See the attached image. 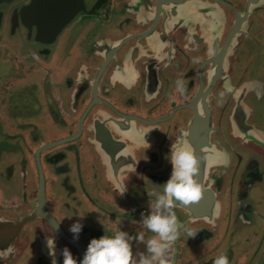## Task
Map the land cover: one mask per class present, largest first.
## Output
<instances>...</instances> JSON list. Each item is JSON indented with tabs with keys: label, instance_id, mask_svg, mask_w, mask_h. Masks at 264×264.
Returning a JSON list of instances; mask_svg holds the SVG:
<instances>
[{
	"label": "flooded vegetation",
	"instance_id": "1",
	"mask_svg": "<svg viewBox=\"0 0 264 264\" xmlns=\"http://www.w3.org/2000/svg\"><path fill=\"white\" fill-rule=\"evenodd\" d=\"M30 1L0 0V264H50L47 238L60 264L63 247L78 262L90 238L119 228L151 236L140 215L170 174L171 142L190 147L198 94L201 193L173 209L197 230L180 233L174 264H211L232 220H264V4L82 0L54 27Z\"/></svg>",
	"mask_w": 264,
	"mask_h": 264
},
{
	"label": "clouds",
	"instance_id": "2",
	"mask_svg": "<svg viewBox=\"0 0 264 264\" xmlns=\"http://www.w3.org/2000/svg\"><path fill=\"white\" fill-rule=\"evenodd\" d=\"M132 3L134 4L135 0H132ZM175 88L183 94L184 82L177 79ZM149 130L137 131V135L143 139L145 148L148 147L145 134ZM166 158L171 165L170 174L162 183V190L150 194L153 199L148 202V212L147 214L142 212L139 220L140 229H145L152 235L145 238L143 231L130 234L119 228L110 234L104 233L99 237L90 238L78 262L71 251L63 247L60 250L62 256L60 264H174V242L181 232L191 237L197 229L179 222L173 209L177 203L186 205L196 201L200 196L201 188L196 180L197 159L193 150L183 140L178 139L176 142H171ZM124 191L126 187L122 185L118 194ZM77 216L82 219L84 214ZM81 219L74 220L69 225L68 231L72 234L73 240L78 238L82 227ZM54 227L57 228L58 224ZM133 241L143 243V251L137 249L134 252ZM46 247L51 257L50 264H57L53 238L46 239ZM212 264H228L227 255L224 252L219 253L213 258Z\"/></svg>",
	"mask_w": 264,
	"mask_h": 264
},
{
	"label": "water",
	"instance_id": "3",
	"mask_svg": "<svg viewBox=\"0 0 264 264\" xmlns=\"http://www.w3.org/2000/svg\"><path fill=\"white\" fill-rule=\"evenodd\" d=\"M189 1L196 2L199 0H189ZM262 4H264V0H247L245 11L249 14L250 11L253 9V7L260 6ZM81 6H82V0H31L27 8L29 11H32V10L34 12L37 11L36 12L37 15H41V17H44L48 19L49 21H52L53 22L52 25L54 27H60L62 23L58 22L57 19L63 17L65 21L74 13V11L76 12ZM48 10H51L53 12L45 13V11H48ZM38 12H42V13L39 14ZM236 25H238V23H236ZM197 98L198 100L196 104H194L195 108L193 111V116L188 126L189 131L188 133L183 132L182 134V137L184 138L185 141H187V143H189L194 154H195L194 147H196V145L193 143L192 144L190 143L191 139H196L198 138V136H200V132L202 133L204 129L203 123L206 125L208 122V113H209V110H208L209 107H208V102L206 101L207 98H206L205 93L202 94V96L200 97L198 94ZM199 98H200V101H199ZM204 136L207 137V133H205ZM206 139H208V137Z\"/></svg>",
	"mask_w": 264,
	"mask_h": 264
},
{
	"label": "rangeland",
	"instance_id": "4",
	"mask_svg": "<svg viewBox=\"0 0 264 264\" xmlns=\"http://www.w3.org/2000/svg\"><path fill=\"white\" fill-rule=\"evenodd\" d=\"M256 68H259V65ZM259 188L261 192H264V185H261ZM249 234H252V237L250 236L252 242H249ZM218 238V242L214 239L215 241H212L208 248H211L217 243L216 252L218 251V254L224 252L228 257V264H230L232 259V264L235 260V264H242L244 253L241 252L245 250L251 252L250 262L252 264H264V220H255L253 218L251 225L242 224L238 220H232L229 231L225 232L223 237H221L220 233ZM135 247L139 249L141 243L135 242ZM203 249L207 248L204 246Z\"/></svg>",
	"mask_w": 264,
	"mask_h": 264
}]
</instances>
